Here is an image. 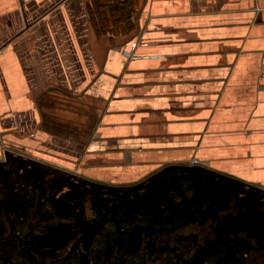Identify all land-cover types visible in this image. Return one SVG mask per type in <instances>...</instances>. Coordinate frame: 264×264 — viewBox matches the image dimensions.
Masks as SVG:
<instances>
[{"label":"crops","instance_id":"0c3cea01","mask_svg":"<svg viewBox=\"0 0 264 264\" xmlns=\"http://www.w3.org/2000/svg\"><path fill=\"white\" fill-rule=\"evenodd\" d=\"M89 3L0 0V155L24 149L72 171L85 158L95 165L103 157L115 178L87 174L113 184L134 182L166 164L197 163L264 188V179L197 154L230 78L246 63L254 68L253 89L248 103L239 104L248 112L238 126L217 134L239 137L234 145L249 146L251 162L264 165V0H140L132 31L120 26L103 34L91 20ZM226 30L235 38L226 39ZM150 50L149 57H130ZM48 98L92 101L94 124L75 167L35 151L36 143L48 144L47 135H38ZM189 109L209 114L175 115ZM151 113L163 117L149 120L162 129L125 133L148 123L144 116ZM178 121L199 128L177 134L164 129ZM136 172L143 173L129 176Z\"/></svg>","mask_w":264,"mask_h":264},{"label":"flooded vegetation","instance_id":"af4514ba","mask_svg":"<svg viewBox=\"0 0 264 264\" xmlns=\"http://www.w3.org/2000/svg\"><path fill=\"white\" fill-rule=\"evenodd\" d=\"M153 174L113 184L5 149L0 264H264V188Z\"/></svg>","mask_w":264,"mask_h":264},{"label":"rangeland","instance_id":"374dc122","mask_svg":"<svg viewBox=\"0 0 264 264\" xmlns=\"http://www.w3.org/2000/svg\"><path fill=\"white\" fill-rule=\"evenodd\" d=\"M119 15V12L117 13ZM233 21V19L226 18V22ZM113 23V22H111ZM129 31L134 29V24L129 26ZM235 38L232 32L226 30L227 39L229 36ZM164 35H161L162 38ZM147 46V45H146ZM152 51H146L145 53H132L130 57L132 59H140L144 56L149 57ZM127 56L129 53L124 52ZM251 59V58H250ZM154 62L147 61L143 62L144 65H151ZM157 64V62H156ZM227 68H225L226 70ZM252 66L243 63L242 66L236 68L235 75H232L230 81L226 88V95L221 100L220 105L216 108L212 122L209 125V129L205 136V141L202 145L198 146V158L203 160H209L213 164L226 166L229 168L236 169L247 175L258 177L264 179V165L257 166L250 160L249 146H235L234 140L239 138L237 136H222L217 134L225 128H231L239 125V120L243 118L244 114L248 112L246 105H240L248 103V92L253 89L252 83ZM216 72V70L214 71ZM236 95H232V93ZM205 105L207 103H204ZM92 101L87 98H81L78 101L75 99H62V98H48L47 112L44 114L43 121L38 129V135H47L48 144L41 145V142L36 143L35 151L45 154L51 158L56 159L62 163L74 165L78 164L79 154L83 149V139L84 134L94 124L93 107ZM89 108V109H88ZM209 114V109L195 110L189 109L184 113H176L178 117H205ZM162 117L159 114H149L144 116L148 119V123L141 124L134 129L126 131L125 133H147L152 131H159L158 125L154 123H149L151 119H159ZM143 118V117H142ZM163 118V117H162ZM199 125L194 123L183 124L178 121L176 123H171L170 125L165 124L164 129H168L169 133H179L184 130H194L197 131ZM192 130V131H193ZM229 143L231 145L226 144ZM162 152V150H160ZM256 151H259L256 148ZM181 152V151H180ZM141 153V152H140ZM143 154V153H142ZM183 154V153H181ZM158 157H151L156 158ZM142 159L141 157L138 158ZM104 158H100L99 164H89V158H85L78 168L91 175H97L102 177H107L108 179L115 178L114 173H112L110 168L105 167ZM103 163V164H101ZM156 163V162H155ZM114 172V169H113ZM129 173V172H128ZM143 172H136L129 174L130 177H140ZM120 175L125 178L126 172ZM121 178V177H117ZM74 261L72 264H74Z\"/></svg>","mask_w":264,"mask_h":264},{"label":"trees","instance_id":"16d2710c","mask_svg":"<svg viewBox=\"0 0 264 264\" xmlns=\"http://www.w3.org/2000/svg\"><path fill=\"white\" fill-rule=\"evenodd\" d=\"M140 0H90L88 12L98 34L116 32L120 26L129 31L132 15ZM119 12V15L117 14ZM113 22V23H111Z\"/></svg>","mask_w":264,"mask_h":264},{"label":"water","instance_id":"95a60500","mask_svg":"<svg viewBox=\"0 0 264 264\" xmlns=\"http://www.w3.org/2000/svg\"><path fill=\"white\" fill-rule=\"evenodd\" d=\"M194 168L195 169H199L201 171H208L211 174L213 173L215 175H218L221 178L230 179L229 175L217 172V171L212 170L210 168H206V167H204V166H202L200 164H197V163H194V164H179V163L166 164L164 166H161L158 170L154 171L153 176L154 175L160 176L162 174H166V173H169L171 171H188V170H191V169H194ZM249 186L253 187L254 189H258V190L262 189L261 187H258L257 185H254V184H250Z\"/></svg>","mask_w":264,"mask_h":264}]
</instances>
